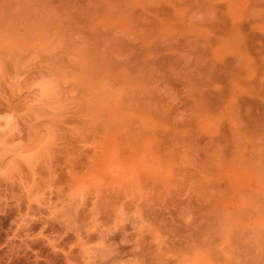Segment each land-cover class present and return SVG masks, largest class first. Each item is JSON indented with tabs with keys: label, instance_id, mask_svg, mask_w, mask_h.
<instances>
[{
	"label": "rangeland",
	"instance_id": "1",
	"mask_svg": "<svg viewBox=\"0 0 264 264\" xmlns=\"http://www.w3.org/2000/svg\"><path fill=\"white\" fill-rule=\"evenodd\" d=\"M136 3L139 6L131 11V15H127V0H0V23L9 24L8 27L4 25L6 28L0 25V35H3V29H7L5 35L6 32H10V36L16 34L19 41L20 37H23L24 59L21 57L19 61L17 57L16 61L14 57L15 59L11 60L17 62L16 66L22 68L21 70L39 59V54L47 55L48 60L52 61L71 46L74 64L88 79L89 89L100 96L103 102L111 104L115 118L126 124L124 130L133 136V126L143 130L145 135L139 140L138 146L133 148L135 154L127 161L117 157L111 169L115 183L133 198L126 203H133L135 198L144 196L161 212L167 206L171 207L169 210L176 216L178 209L172 208V205L181 199L190 201L195 197L206 206H202L204 209L200 208L199 219L202 223L205 222L203 226L207 239L203 243L206 245L208 242L209 246L194 245L191 251L182 252L183 257L193 258L195 253L200 251L203 254L204 250L209 248L207 253L211 262L214 255L217 263L227 264L225 261L228 262V258L223 255L230 254L228 264H264V62L257 42L248 41L249 37L250 40L254 38L252 33L255 36L264 33V17H255L257 22L252 29L247 30L251 22L246 21V17L248 11L253 8L252 0H156L154 4L136 0ZM4 16L9 21L5 20ZM239 22L243 23L237 25ZM237 26L242 28L241 31L238 30L240 33H237ZM19 34L21 36L18 38ZM248 34L249 36L243 37ZM129 37L138 40L132 43L125 39ZM31 40L36 47L30 45ZM38 41L47 42L46 50L37 46L42 44ZM122 53H130L128 59L116 61L114 57ZM234 57H243L245 60L241 65H237L232 63L235 61ZM223 61H227L226 66L221 64ZM14 64L16 63L13 62L12 65ZM202 64L204 67L208 66L204 68ZM218 64L222 68V65L225 68L228 64L230 66L224 70L225 68L217 67ZM200 66L204 72L208 67L212 70L214 67L216 70L203 78L204 72L200 71V68L199 73L196 70ZM11 69L13 66H9L8 70L15 73V69ZM97 73L101 75L96 77ZM9 76L0 77V89L4 95L7 97L9 90L18 89L25 93V84L29 78H22L23 74L18 75L19 79L14 78L15 75L12 74ZM161 79L182 95V103L177 107L185 109L188 113V119L176 129L162 125L151 109L134 106L127 100L130 95L135 96L155 88L154 83H149ZM197 83L208 92L205 98L209 104L208 113H199V102L202 103L203 99L199 101L193 89ZM38 85L45 88V93L40 94V98L57 96L58 83L54 77L33 81V86ZM159 91L161 95L175 99L167 85ZM185 92L187 95H184ZM158 99L155 93L151 95L153 102ZM228 100L231 104L227 103ZM237 106L240 108L241 118L237 115ZM15 122V112L0 114V123L12 126ZM232 124L237 126L240 132L242 157L240 156L235 165H229L227 157L220 160L224 166L221 172L226 179L223 175L222 179H219H225L224 186L223 183L218 186V182L213 183L214 187L212 183L210 187L206 186L198 175L190 180L192 167L181 158L182 151L191 143L202 148L209 145L215 137L228 135ZM161 128L164 132L160 131ZM198 128L200 134H197ZM161 136L165 143H169L173 136L185 137L186 140L178 154L182 170L177 169L175 154L165 158L156 150ZM148 150L156 151V160L151 165H139L138 160L145 156ZM201 152L199 156L203 155ZM37 156L38 151L21 154V159L32 166V161ZM11 170L10 168L7 172L11 173ZM146 176L153 178L151 184H145ZM227 177L231 178L228 180L230 185L233 183L238 190L231 186L234 192H230V186L225 185V182L228 185ZM99 179L101 178L94 175L83 177L86 182ZM221 186L225 196L222 198ZM223 189H226L227 194ZM140 203L143 204L144 200H140ZM239 204L243 207L239 208ZM161 215H144V219L136 227L152 241L153 254H156L153 255L155 257L152 256V262L158 257H165L166 254L167 258L160 259L161 263L166 259L167 264L170 255H175L173 244L176 245V241L166 226L159 223L161 219H165L164 215ZM121 216L126 220H135L127 215L126 209L121 212ZM102 218L107 220V214ZM125 227L130 229L131 224ZM37 231L35 229L34 235ZM63 242L65 256L70 251V245H79L83 257L92 255L90 248L96 243L95 240L73 237L72 234ZM196 248L200 250L197 252ZM76 250L71 249L66 257H75ZM222 256L226 259H222ZM71 257L68 258L69 261ZM184 260L182 261L186 264L191 263L190 259V262ZM192 260L194 262V258ZM215 261L212 263L215 264ZM183 262L181 264H185Z\"/></svg>",
	"mask_w": 264,
	"mask_h": 264
},
{
	"label": "clouds",
	"instance_id": "2",
	"mask_svg": "<svg viewBox=\"0 0 264 264\" xmlns=\"http://www.w3.org/2000/svg\"><path fill=\"white\" fill-rule=\"evenodd\" d=\"M145 2L154 4L156 0ZM252 3L246 20L251 25L257 22L255 17H264V0H252ZM137 6L136 0H127V15H131ZM125 39L132 43L138 40ZM129 55L122 53L114 59L126 61ZM72 57L69 46L52 61L45 57L32 64L35 71L25 84V97L29 103L17 98L15 92L9 99L0 89V114L13 110L16 113V122L11 127L0 123V215L14 209L11 224L17 230L30 224H42L38 236H43L50 225H58L62 229L57 234L59 240L72 234L96 241L91 245L89 257L81 256L79 245H70V251L77 250L75 259L69 264H152V241L140 233L136 225L144 215L163 214L165 219L159 223L166 226L177 242L175 255L167 259V264H180L182 252L191 251L194 245L205 246L203 241L207 237L199 220L200 201L195 197L190 201H177L172 208L178 209V216L168 209L161 212L144 196L126 203L133 198L115 183L111 169L117 157L122 161L129 160L133 148L138 146L145 133L135 126L131 128L134 136L124 130L126 124L115 118L110 103L103 102L89 89L88 79ZM53 77L58 83L57 96L41 99L40 89L33 86V81ZM153 83L155 88L130 95L127 100L134 106L151 109L162 125L176 129L188 119L187 111L177 107L182 103V95L162 79L149 84ZM165 85L174 100L160 94L159 89ZM153 93L159 98L157 102L151 100ZM236 111L241 118L239 106ZM160 131L164 132L163 128ZM196 131L200 134L199 128ZM185 140L183 136H173L165 143L161 136L156 144V150L165 158L175 154L178 171L182 170L178 154ZM37 151L32 166L21 159V154ZM85 175L101 179L86 182L83 180ZM144 180L148 185L153 178L146 176ZM124 209L129 217L135 218L134 222L122 218ZM106 214L107 220L102 218ZM128 224H131L130 229L125 227ZM13 241L8 235L0 247Z\"/></svg>",
	"mask_w": 264,
	"mask_h": 264
},
{
	"label": "bare ground",
	"instance_id": "3",
	"mask_svg": "<svg viewBox=\"0 0 264 264\" xmlns=\"http://www.w3.org/2000/svg\"><path fill=\"white\" fill-rule=\"evenodd\" d=\"M69 5V4H68ZM70 7V6H69ZM1 11V10H0ZM2 16V15H1ZM4 18H5V16H4ZM8 18V17H7ZM26 18V17H25ZM247 18V17H246ZM0 19H1V17H0ZM3 19V18H2ZM4 20V19H3ZM5 20H7L6 18H5ZM13 20V19H12ZM244 20V19H243ZM246 20V19H245ZM244 20V21H245ZM7 21H9V20H7ZM0 22H1V20H0ZM15 22V21H14ZM243 23V22H242ZM242 23H237V25L238 24H242ZM8 24V23H7ZM7 24H4L6 27H8V25ZM20 24V23H19ZM0 25L2 26V27H4V25L2 24V23H0ZM245 25V24H244ZM11 26V25H10ZM254 26V24H252L251 25V23L249 24V27L247 26V30L248 29H252V27ZM6 27H4V28H6ZM12 27V26H11ZM21 27V26H20ZM240 27H242L241 25H240ZM234 30H236V25L234 24ZM3 29V28H2ZM18 29V28H17ZM5 30H7V29H3L2 31H3V35H0V77L2 78V76L4 77V76H9V75H11L12 74V76L13 75H15V76H13L14 78H18L19 79V77H18V75H20V74H23V76H22V78H24V79H27V78H30L32 75H33V73H34V71H35V69L32 67V64L34 63L33 61H32V59H31V61L33 62H31L32 64L31 65H28L27 64V68H24V67H26V66H24L23 67V70H21L22 68H19V67H17L16 65H18V63L17 62H15V61H13L14 63H16V64H14V65H12L13 64V62L11 61V60H13V59H15L16 58V61L18 60V58H19V61H20V59H21V57H23L22 59H24V52H25V49H24V46H23V42H22V39H23V37L21 36V34H19V36H17L18 38L20 37V41H19V39H17L16 38V34L14 35H12V36H10L11 34H10V32L8 33V32H6V35L8 36V37H6V35L4 34L5 33ZM10 30V29H9ZM242 30V28L241 29H239V31H241ZM244 30V29H243ZM1 31V30H0ZM8 31V30H7ZM237 32V33H240V32ZM245 31H246V29H245ZM244 32V31H243ZM11 33H12V31H11ZM9 34V35H8ZM23 34H25V33H23ZM26 35V34H25ZM243 35V33L240 35V36H242ZM252 36H254V38L253 39H249L248 38V41H250V43H253L254 42V40L257 42L256 43V45H257V47H259L260 48V50H261V59H262V61L264 62V33H258V34H256V36L255 35H253V33L251 34ZM2 36H4V37H6V39L7 40H5L4 39V37H2ZM10 36V37H9ZM27 36V35H26ZM26 36H24V37H26ZM247 36H249V34L248 35H245V36H243V37H247ZM12 37V38H11ZM15 37V38H14ZM242 37V38H243ZM26 39V38H25ZM37 39V38H36ZM244 39V38H243ZM24 40V39H23ZM25 41H27V40H25ZM39 42V41H38ZM32 42V40H31V44L30 45H34L35 43H33ZM39 43H42V41L41 42H39ZM47 42H45V43H42L40 46L39 45H37L38 47H40V48H42L43 50L45 49L46 50V48L48 47L47 46V44H46ZM255 44V43H254ZM254 44L252 45V46H254ZM27 45H29V44H27ZM35 47H36V45H34ZM33 46V48H35ZM45 46V47H44ZM44 47V48H43ZM26 48V47H25ZM31 48V47H30ZM32 49V48H31ZM35 49H37V48H35ZM38 51H39V49H38ZM31 52V51H30ZM40 52H41V49H40ZM44 52V51H43ZM26 54H27V52H26ZM39 54V53H38ZM52 54V53H51ZM40 56H39V59L37 58V57H35V58H37L36 60H42V59H44L45 57H48L47 55L45 56V54H39ZM26 56H28V55H26ZM15 57V58H14ZM18 57V58H17ZM51 57V56H50ZM49 59V58H48ZM50 59H52V57L50 58ZM35 60V59H34ZM35 60V61H36ZM233 60H235L234 62H232V60H231V62L232 63H234V64H237V65H241L243 62H244V60H245V58L243 59V57H234V59ZM12 62V64H11V62ZM49 61H51V60H49ZM230 61V60H229ZM228 61V62H229ZM8 62H10V64H9V66L10 67H12L13 66V69H15L14 70V72L15 73H11L10 72V70H8V68H9V66L8 67H6L7 65H8ZM21 62H23V61H21ZM30 62V61H29ZM28 62V63H29ZM227 62V61H226ZM225 62V63H226ZM230 62V63H231ZM236 62V63H235ZM224 63V61H223V63L221 62V64H224L225 66H226V64ZM231 63V64H232ZM220 64V65H221ZM22 65V64H21ZM208 65H210L211 66V64L209 63ZM207 65V66H208ZM224 65H222L223 66V68H225L224 67ZM202 66L204 67V65L202 64ZM207 66H205V67H207ZM228 66H230L229 64L227 65V69H229L228 68ZM203 67H202V70H201V66L200 67H197L196 68V70L198 71V73L200 72V71H203ZM204 67V68H205ZM216 67V66H215ZM217 67H220L221 69H223L221 66H219V64H218V66ZM195 68V67H194ZM199 68H200V71H199ZM213 68V70L212 69H209V67H208V70L207 69H205L206 70V72H204V73H202V75H203V78L207 75V74H212L213 72H214V70H216V68L214 69V67H212ZM226 68L224 69V70H226ZM13 69H11V70H13ZM218 69V68H217ZM7 70L9 71V72H7ZM193 70V69H192ZM7 72V73H6ZM226 72V71H225ZM10 73V74H9ZM4 74H7V75H4ZM9 74V75H8ZM199 75V74H198ZM11 76V77H12ZM194 76V75H193ZM192 76V77H193ZM201 76V75H200ZM10 77V76H9ZM5 78V77H4ZM17 79V80H18ZM41 80V79H40ZM47 82V81H46ZM43 83H44V81H43ZM42 83H40V85H41ZM42 85H44V84H42ZM198 85V86H197ZM202 85H200V84H196V86H195V88H193L194 89V91H196V94H197V97L199 98V101H200V99H203V102L201 103V102H199L200 103V107H199V113L200 114H204V113H208V110H207V108H208V106H209V104H208V102L206 101V96H207V94H208V92L207 91H205L202 87H201ZM39 89H40V92H39V95L40 94H44L45 93V88H43L42 86L40 87L39 85L37 86ZM25 91V90H24ZM13 92H15L16 93V97L17 98H23V100H24V102H26V103H28V101H27V98L25 97V93H22L23 92V90H21V89H18L17 91H13V90H9V92H8V95L9 96H7L9 99H11V93H13ZM42 99V98H41ZM219 103H221V101L219 102ZM228 104H231V102L228 100V102H227ZM223 105V104H222ZM224 111H226V110H224ZM11 112H15V110H13V111H11ZM227 112V111H226ZM221 113V112H220ZM7 124V123H6ZM11 126V125H10ZM9 126V127H10ZM239 137H240V132H239V130H238V127L237 126H235L234 124H232V126L230 127V130H229V134L228 135H224L223 137L222 136H217V137H215L214 139H212V141H211V143L209 144V145H207V146H204V147H202V148H199V147H195V145L193 144V143H191L190 145H188V147H187V149L186 150H183L182 151V155H181V158L184 160V161H186V162H188V163H190V165H191V167H192V170H191V174L189 175V178H190V180L191 179H195V177H196V175H198L199 177H200V179L202 180V181H204V183H205V185L207 186H209L210 187V185H211V183H212V187H214L213 186V183H219V185L218 186H220L221 184L220 183H223V181L226 179L225 178V176L222 174V169H223V165L220 163V160H224V159H226V157L229 159L228 160V164L229 165H235V163H236V161L237 160H239V158H240V153H241V151H240V139H239ZM188 150H190V151H188ZM200 151H202L201 153L203 154V155H201V156H199L200 155ZM135 154V150H133L132 151V154H131V156L130 157H132L133 155ZM181 154V153H180ZM242 157V156H241ZM156 160V151L154 150V151H152V150H148V151H146V155L145 156H143L140 160H138V162L137 163H139V165H151L154 161ZM242 160H243V158H242ZM242 160H240L241 162H242ZM28 161V160H27ZM32 161V160H31ZM240 162V163H241ZM27 163V162H26ZM239 163V164H240ZM28 164V163H27ZM237 165V164H236ZM30 166V165H29ZM8 173L10 174V172L8 171ZM221 175H223V177L225 178H223V181H221L220 179H222V176ZM220 178V179H219ZM219 179V180H218ZM229 179H231V178H228L227 177V181L229 180ZM230 181V180H229ZM229 181H228V185H227V182H225L226 184V186H230L229 188V190H230V192H234V190H233V187H231V186H234V187H236L235 185H230V183H229ZM232 181H234V180H231V182ZM237 180H235V182H236ZM241 182V181H240ZM217 183V184H218ZM197 184H198V180H197ZM217 186V185H216ZM223 186H224V183H223ZM223 186H221L220 187V191H221V193H222V187ZM227 187V188H228ZM216 188V187H215ZM215 188H214V190H215ZM226 188V189H227ZM226 189H223L224 190V192H225V190ZM232 189V190H231ZM235 189H239L238 187H236ZM250 189V188H249ZM218 190V191H219ZM227 192V191H226ZM225 192V194H227ZM235 192H237V191H235ZM215 193H217V192H215ZM218 194H220V193H218ZM217 196V195H216ZM221 196V198H222V196H224L223 195V193H222V195H220ZM220 196L218 197V198H220ZM225 197V196H224ZM223 197V198H224ZM218 198H217V200H218ZM221 201V200H220ZM241 204H242V202H241ZM204 205V204H203ZM202 204H201V208L202 209H204L202 206H203ZM240 205V204H239ZM204 207L206 208V206L204 205ZM236 207H237V205H236ZM243 206L242 205H240L239 206V208H242ZM168 208V206L166 207V209ZM169 208H171V207H169ZM169 208H168V210H169ZM161 209V208H160ZM232 209V208H231ZM237 209V208H236ZM174 210V209H173ZM207 210V209H206ZM205 210V211H206ZM172 211V210H171ZM202 212H204V210L202 211ZM199 213H200V210H199ZM207 213V212H206ZM204 214V213H203ZM175 215V214H174ZM14 216H15V210L13 209V210H9L8 212H7V214L6 215H0V244H5V241L7 240V237H8V235H11L12 237H13V242H11V243H9V244H7V245H5L4 247H0V264H69V260L70 259H68V258H70L71 257V255H70V257H66L67 255L69 256V252L67 253V255L65 256V254H64V252H63V244H64V242H63V240H59L58 239V232L59 231H62V229L58 226V225H50V227L49 228H47V229H45L44 230V233H43V236H38L37 234L39 233V231H40V228L42 227V224H40V223H35V224H30V225H27L26 227H24V228H22V229H20V230H17V228L14 226V225H12L11 224V221H12V219L14 218ZM147 216V215H146ZM151 216V215H150ZM154 216H155V214H154ZM162 215H160V217H161ZM204 216H207V215H204ZM165 217V216H164ZM147 218H149V217H147ZM200 218V217H199ZM205 218V217H204ZM157 219V218H156ZM155 219V220H156ZM163 219H161V221H162ZM200 220V219H199ZM207 220V219H206ZM157 221H159L158 219H157ZM208 221V220H207ZM20 223V221L18 220L17 221V224H19ZM203 224H205V222H203ZM35 229H37L38 231H37V234L36 235H34V231H35ZM53 230H55V231H53ZM173 238V237H172ZM171 239V238H170ZM170 239H168V240H170ZM211 239V238H210ZM174 240V239H173ZM172 240V241H173ZM177 243V242H176ZM175 243V244H176ZM207 244L205 245L206 247H208L209 245H208V242H206ZM156 244H157V242H156ZM171 244V243H170ZM205 244V243H204ZM211 244V243H210ZM208 245V246H207ZM157 246V245H156ZM170 246V245H169ZM174 246V247H173ZM173 250H174V248H175V245L173 244ZM204 246V247H205ZM167 247V246H166ZM165 247V248H166ZM196 247V246H195ZM200 248V247H199ZM199 248H196V251L198 252L200 249ZM211 248V247H210ZM198 249V250H197ZM205 249V248H204ZM203 249V250H204ZM206 249H208L209 250V248H206ZM50 250V251H49ZM195 250V249H194ZM193 250V251H194ZM208 250H204V252L205 253H201L200 251L198 252V253H195L194 254V256H193V258H194V262H193V258L191 257V258H186V257H183V255H182V257L184 258V259H186L188 262H190L191 261V263H189V264H213L212 262H213V260L215 261L217 258H215L214 257V255H213V259H212V262H211V260H210V258H209V255H208V253H207V251ZM167 252V251H166ZM169 252V251H168ZM210 252V251H209ZM212 252V251H211ZM157 253V252H156ZM175 253V252H174ZM158 254V253H157ZM186 254V253H185ZM214 254V253H213ZM153 255H156V254H153ZM159 255V254H158ZM161 255H162V253H161ZM189 255V254H188ZM212 255V254H211ZM229 256H230V254H228ZM83 256V255H82ZM170 256H173V255H170ZM223 256H226L228 259V262L227 261H225V263H230L229 261H230V258H229V256H227V255H223ZM222 256V259L224 258V259H226V257H223ZM66 257V258H65ZM74 259H75V257L74 256H72ZM71 257V259H73ZM153 257H155V256H153ZM157 257V256H156ZM163 257V256H162ZM162 257H160L161 259H162ZM169 257V256H168ZM189 257V256H188ZM220 257V256H219ZM233 257V256H232ZM137 257H134V258H132V259H136ZM159 258V257H158ZM155 259V261H153L152 262V264H162L163 262H165L164 264H166V259H164V261H162V263H161V259L159 260V259ZM163 258H167L166 257V254H165V257H163ZM215 258V259H214ZM184 259H182V260H184ZM189 259H190V261H189ZM234 259V258H233ZM182 260H180V261H182ZM220 260V259H219ZM66 261V263H64ZM185 261V260H184ZM234 261V260H233ZM183 262V261H182ZM182 262H180V264L182 263ZM187 262V263H188ZM216 263H217V260L215 261ZM183 263H185V262H183ZM215 263V264H216ZM186 264V263H185ZM217 264H221V263H217ZM232 264V263H231Z\"/></svg>",
	"mask_w": 264,
	"mask_h": 264
}]
</instances>
